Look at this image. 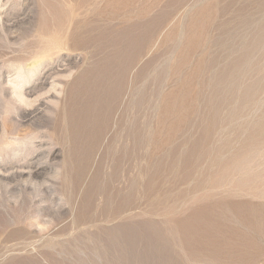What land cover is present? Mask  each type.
Here are the masks:
<instances>
[{
	"label": "rangeland",
	"instance_id": "rangeland-1",
	"mask_svg": "<svg viewBox=\"0 0 264 264\" xmlns=\"http://www.w3.org/2000/svg\"><path fill=\"white\" fill-rule=\"evenodd\" d=\"M263 167L264 0H0V264H249Z\"/></svg>",
	"mask_w": 264,
	"mask_h": 264
},
{
	"label": "bare ground",
	"instance_id": "bare-ground-1",
	"mask_svg": "<svg viewBox=\"0 0 264 264\" xmlns=\"http://www.w3.org/2000/svg\"><path fill=\"white\" fill-rule=\"evenodd\" d=\"M142 56V55H141ZM119 63V61H118ZM34 65V63H33ZM126 67V65H124ZM125 78V77H123ZM123 81V79H122ZM45 86V85H44ZM24 98V97H23ZM13 103V102H12ZM13 106V105H11ZM35 107V106H34ZM10 109V108H9ZM212 116V115H211ZM213 119V118H212ZM243 119V118H242ZM211 121V120H210ZM210 123V122H209ZM76 126V125H74ZM76 129V128H75ZM39 131V130H38ZM14 132V131H13ZM77 135V134H76ZM42 136V135H41ZM40 137V136H39ZM39 143V142H38ZM37 144V143H36ZM42 144V143H41ZM235 145V143L233 144ZM41 146V145H40ZM35 147V146H34ZM56 148V147H55ZM36 150V149H35ZM34 151V150H33ZM39 151V150H38ZM255 154V153H254ZM35 155V154H34ZM221 155V154H220ZM33 156V155H32ZM33 158V157H32ZM45 158V157H44ZM48 160V159H47ZM30 162V161H29ZM42 162V161H41ZM43 163V162H42ZM41 163V164H42ZM40 164V163H39ZM38 165V164H37ZM9 167V166H8ZM22 167V166H21ZM32 168V167H31ZM44 169L43 166H38L35 169L31 170V175H38L42 172V170ZM81 169V168H80ZM50 170V169H49ZM196 172V171H194ZM194 175V173H192ZM19 175V174H18ZM26 177V176H25ZM256 179L257 181H259L258 183H260L262 185V189L259 191L262 199H264V167L263 169H261L257 174H256ZM193 187V186H192ZM227 195V194H226ZM192 197V196H191ZM223 197V196H221ZM190 199V198H189ZM203 199V198H202ZM201 199V200H202ZM261 199V198H260ZM123 205V204H122ZM121 205V206H122ZM259 208H260V212L257 213V215L255 216L254 219V229L257 233V235L259 236L261 245H259V251H258V255L257 257L252 260L249 264H264V260H262L259 256L260 255H264V200H260L258 202ZM212 206V205H211ZM39 209V208H38ZM41 210V209H40ZM259 257V258H258ZM224 258V257H223ZM226 264V263H225Z\"/></svg>",
	"mask_w": 264,
	"mask_h": 264
}]
</instances>
